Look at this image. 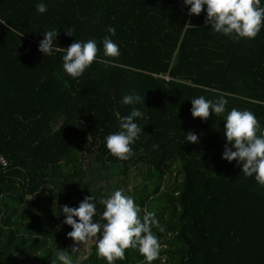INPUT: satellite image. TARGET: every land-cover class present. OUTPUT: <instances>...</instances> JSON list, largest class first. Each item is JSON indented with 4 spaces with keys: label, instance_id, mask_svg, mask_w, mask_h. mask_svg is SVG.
<instances>
[{
    "label": "trees",
    "instance_id": "trees-1",
    "mask_svg": "<svg viewBox=\"0 0 264 264\" xmlns=\"http://www.w3.org/2000/svg\"><path fill=\"white\" fill-rule=\"evenodd\" d=\"M190 7L183 0H0V157L8 162L0 160V264H61V250L73 264H107L94 242L72 254L62 208L92 195L99 215L100 200L115 190L165 227L152 229L161 245L152 264H264V186L222 158L226 144L235 151L224 135L231 109L252 112L264 129V26L254 39L234 42L205 23L206 5L199 15ZM52 29L63 50L46 56L39 43ZM105 36L118 57L104 55ZM75 40H95L99 49L78 78L62 60ZM133 91L144 104L122 102ZM200 96L226 99L225 112L193 118L191 100ZM133 108L144 114L134 118L143 130L131 145L135 155L120 160L106 137ZM189 131L198 143L186 140ZM125 255L115 264H146L138 249Z\"/></svg>",
    "mask_w": 264,
    "mask_h": 264
},
{
    "label": "clouds",
    "instance_id": "clouds-1",
    "mask_svg": "<svg viewBox=\"0 0 264 264\" xmlns=\"http://www.w3.org/2000/svg\"><path fill=\"white\" fill-rule=\"evenodd\" d=\"M183 3L191 5L189 15H199L206 5L205 23L211 24L213 32L222 33L234 42L241 38L254 39L264 26V7L260 6V0H183ZM36 8L39 13L47 11V5L44 3L37 4ZM0 24H6V21L0 20ZM74 31V28H70L66 30V34L73 36ZM108 32L114 35L115 29L109 27ZM19 35L22 36L23 33ZM57 35V29L45 31L44 38L39 43V51L51 56L54 51L63 50L61 47H54L53 42ZM103 47L106 57L115 58L120 55L119 46L110 36L103 38ZM98 51L95 40H75L66 48V54L62 57L64 70L73 78L80 77L96 61ZM122 102L125 105L144 104V95L141 97L133 91L132 94L125 95ZM227 103L222 97L213 102L200 96L191 100V114L193 118L207 120L210 110L216 116L222 115ZM117 115L119 117V114ZM143 115L141 110L133 108L129 115L119 117L121 130L106 137V147L113 156L127 160L135 155L131 145L139 139L143 129L134 122V118ZM224 121V135L235 151L226 144L222 158L229 162L236 160L241 163L243 174H254L257 183L264 186V129L260 128L256 116L247 110L233 108L227 113ZM185 138L190 143L199 142L197 135L192 131H189ZM100 203L104 210L99 215L92 195L86 196L78 207L63 206L62 212L66 217L64 223L72 228V231L67 233L68 237L79 245L94 242L97 256L105 259L107 264L126 259L125 253L129 248L138 249L146 264H152L159 258L161 245L152 229L155 227L164 232L165 227L159 223L154 212L145 211L141 216V207L133 198L124 195L122 190L113 191L107 198L101 199ZM95 217L100 219L94 221ZM78 250L79 248L72 247V252ZM57 259L61 264H73L71 257L63 250L57 253ZM52 264H56V260H53Z\"/></svg>",
    "mask_w": 264,
    "mask_h": 264
},
{
    "label": "rangeland",
    "instance_id": "rangeland-1",
    "mask_svg": "<svg viewBox=\"0 0 264 264\" xmlns=\"http://www.w3.org/2000/svg\"><path fill=\"white\" fill-rule=\"evenodd\" d=\"M100 218H98V219H96V220H99ZM95 221V220H94ZM100 234H98V236H99ZM91 243H93V242H89L88 244H86V248H88V246L91 244ZM73 246H75V247H77V248H79V250L77 251V253H79L82 249H83V247H84V245H79V244H76V242H74L73 240H70V248H71V250H72V247ZM72 252V251H71ZM74 252H72V254H73ZM77 258V261H79V259H80V256L78 257H76Z\"/></svg>",
    "mask_w": 264,
    "mask_h": 264
},
{
    "label": "built area",
    "instance_id": "built-area-1",
    "mask_svg": "<svg viewBox=\"0 0 264 264\" xmlns=\"http://www.w3.org/2000/svg\"><path fill=\"white\" fill-rule=\"evenodd\" d=\"M0 160L3 163L4 166H7L8 162H7V159L4 156H1Z\"/></svg>",
    "mask_w": 264,
    "mask_h": 264
}]
</instances>
